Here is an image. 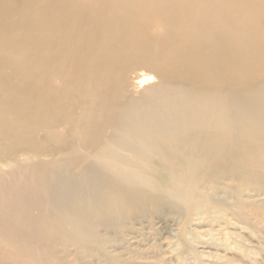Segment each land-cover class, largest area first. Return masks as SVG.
I'll return each mask as SVG.
<instances>
[{
  "label": "bare ground",
  "instance_id": "bare-ground-1",
  "mask_svg": "<svg viewBox=\"0 0 264 264\" xmlns=\"http://www.w3.org/2000/svg\"><path fill=\"white\" fill-rule=\"evenodd\" d=\"M263 224L264 0H0V264H183Z\"/></svg>",
  "mask_w": 264,
  "mask_h": 264
},
{
  "label": "rangeland",
  "instance_id": "rangeland-1",
  "mask_svg": "<svg viewBox=\"0 0 264 264\" xmlns=\"http://www.w3.org/2000/svg\"><path fill=\"white\" fill-rule=\"evenodd\" d=\"M161 223L160 228L163 235L173 237L174 232L171 230L169 223L167 221ZM207 227L208 225L204 224L200 228L207 229ZM228 230L234 232L235 229L229 227ZM260 231L263 232L260 240L251 238L250 229L246 231L244 239L232 234L231 245H222L224 241H216L212 235L201 236L198 243H192L198 258H191L183 264H196V262L199 264H264V224ZM203 234H206V232H202ZM167 261L169 264H182L174 258H168Z\"/></svg>",
  "mask_w": 264,
  "mask_h": 264
}]
</instances>
